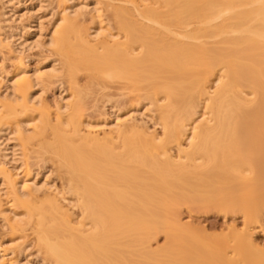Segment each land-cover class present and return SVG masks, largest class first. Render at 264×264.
<instances>
[{"label":"bare ground","instance_id":"obj_1","mask_svg":"<svg viewBox=\"0 0 264 264\" xmlns=\"http://www.w3.org/2000/svg\"><path fill=\"white\" fill-rule=\"evenodd\" d=\"M33 49L48 55L29 69L19 58ZM3 50L14 68L0 66V264L255 263L245 230L213 246L224 257L204 243L199 257L176 210L261 220L264 0H0ZM91 86L126 110L104 91L110 117L93 121ZM34 155L60 189L30 174Z\"/></svg>","mask_w":264,"mask_h":264},{"label":"rangeland","instance_id":"obj_2","mask_svg":"<svg viewBox=\"0 0 264 264\" xmlns=\"http://www.w3.org/2000/svg\"><path fill=\"white\" fill-rule=\"evenodd\" d=\"M46 3H48L49 4V2H46ZM53 3V2H52ZM50 4V5H52V6H50L49 5V8L51 9V10H53V11H51L50 12V9L49 8H47L46 10H44L43 12V14L46 16V17H48V20H47V22H44V24L46 25L45 27L47 28V29H49L50 27L48 26L49 24H48V21H49V19H52L53 18V20H55L56 18L54 17L55 15V13L53 14V12H56L57 13V6H56V4ZM48 4H45L47 7H48ZM45 6V7H46ZM48 10V11H47ZM47 14H48V16H47ZM49 14H51V15H49ZM3 52V53H2ZM6 53V54H5ZM44 53V54H43ZM8 50L7 51H5V50H3V51H1V53H0V63H1V65L0 66H2V68L6 71V72H12L13 71V66H14V63H12V62H10V60H8L9 59V56H10V54H8ZM25 55V54H24ZM28 55V56H27ZM45 55H48V53L47 52H45V51H43L42 53L41 52H39L38 50L36 51L35 49H33L32 50V52L30 51V52H28L26 55H25V57L22 55V57H20L19 58V61L20 62H24V64L26 65V66H28L29 67V69H32V68H34V67H38V66H40L39 64L40 63H42L41 61L44 59V57H46ZM8 59H7V58ZM27 57V58H26ZM23 59V60H22ZM22 60V61H21ZM78 74V75H77ZM76 74V80H77V78H78V80H77V82L80 84V86H82V87H84L85 85L84 84H86V78H84V76H83V72L81 73V72H79V73H77ZM80 74V75H79ZM80 77V78H79ZM63 84H64V87H63V89L65 90H67V86H65V84L66 83H63L62 82V86H63ZM84 85V86H83ZM56 86V84H54V87ZM61 86V87H62ZM87 86V85H86ZM110 87H112V89H113V86H111V85H109ZM108 86V87H109ZM66 87V88H65ZM92 88H91V90H92V93H93V91H94V93L90 96V97H87V99L85 100V102H86V104H85V113H86V115H88V116H90V118H93L92 120L93 121H95V120H98L99 119V117L101 118L105 113H106V116H108V115H110V105L109 104H105L104 103V101L103 100H100V97L102 98V96H101V94L100 93H104V91L102 92L101 90H99V88L98 87H96V86H94V87H96L97 89H98V91H97V89L95 88V90H93V86H91ZM51 88V89H50ZM56 88V87H55ZM112 89H108V91H105V93L106 92H108V95H110L111 93H112ZM48 90V91H47ZM55 89L53 88V85H50V86H48L46 89H45V91H44V95H42V96H44L43 97V99L46 101V103L48 104V105H50L51 107H53L54 106V104H53V95H52V92L54 93L55 91H54ZM107 90V89H106ZM109 90H111V92H109ZM114 90V89H113ZM96 92V93H95ZM114 92H115V90H114ZM113 92V93H114ZM105 93L103 94V95H105ZM116 93H114L113 95H115ZM64 95H66V91H65V94ZM93 95H95V97L93 96ZM113 95H110V96H113ZM96 96H97V98H96ZM114 97H116V96H113L112 98H113V100H114ZM90 98V99H89ZM94 98L96 99V101L94 100ZM103 99V98H102ZM124 99V100H123ZM98 100V101H97ZM113 100H112V102H113ZM117 100V101H116ZM116 100H114V105L116 104V107L118 108V109H121V112L120 113H123V111H125L126 110V106H128V100H126L125 98H122V99H118V98H116ZM101 101V102H100ZM102 101H103V103H102ZM125 101H126V103H125ZM98 102V103H97ZM116 102V103H115ZM118 102V103H117ZM89 103V104H88ZM94 103V104H93ZM88 104V105H87ZM103 104H105V105H103ZM112 104V103H111ZM124 104H125V106H124ZM87 105V106H86ZM90 105V106H89ZM93 105H94V107H93ZM122 105V106H121ZM96 106V107H95ZM98 106V107H97ZM109 106V107H108ZM123 106H124V108H125V110H124V108H123ZM92 107V108H91ZM86 109H88V110H86ZM123 109V110H122ZM99 110V111H98ZM97 111V112H96ZM108 112V113H107ZM101 113V114H100ZM97 114H99V115H97ZM102 115V116H101ZM105 116V115H104ZM108 117H110V116H108ZM138 119H140V117H137ZM112 119V118H111ZM109 120V119H108ZM159 131V130H158ZM33 155V154H32ZM35 156L36 155H34V157H33V159L31 158L30 160H29V168H30V174L32 175L33 173H35V172H40V173H42L43 175H47L48 177H47V180H48V182H49V184H50V182L52 183L51 185H55L57 188H59L60 189V181H58V178H57V176L55 175V173L53 174V169L50 167V165H51V163L50 164H48V162H45V164H44V161L43 162H41L40 163V160H38V158H37V161H39L38 163L36 162V161H33L34 159L36 160V158H35ZM37 157V156H36ZM36 164H35V163ZM47 163V164H46ZM38 164V165H37ZM44 168V169H43ZM41 170V171H40ZM33 172V173H32ZM49 178V179H48ZM39 180H40V177H39ZM0 201H1V203H2V205H4L3 203H7V202H9L10 200H9V197H1L0 198ZM192 207V208H191ZM194 208V209H193ZM198 208H201V207H198V206H185V205H182L179 209L177 208V210H176V218H177V221H178V223L182 226V230L184 231V233L185 234H189L190 235V233H192L191 235L192 236H190L189 237V239L192 237V239H191V241L190 242H192V247H193V250H194V248H196V244H197V248L199 247V249H200V247L201 246H199V244H205V245H203V246H205V247H207V248H205V249H209V250H207L206 252H211L212 253V251L213 252H218L217 250H212L213 249V246L215 247V249H220V251H223V250H221V248L222 247H219V248H217L218 246H221V245H223V247H224V244H226L227 245V242L229 243V244H231L232 243V241H231V243H230V237L233 235L232 233H234V232H238V233H240V232H242V231H247L248 232V234H249V236H250V238H251V240H253V243L258 247V249L256 250V252L254 253V251L253 252H251V256H250V258L252 259L251 260V262L253 263V261L255 262V263H253V264H264V261L262 260V258H264V209H263V211H262V213H261V215H262V217L260 218L261 220H259V222H257V223H252V224H246V223H244V221L242 220V218H241V216L238 214V215H234V214H231L230 212L229 213H227V212H223V211H218V210H213V209H210V210H208V209H198ZM198 209V210H197ZM1 222H2V220H1V218H0V243L1 242H5L8 238H10V235H9V231H8V228H6V226H4V228H3V225L2 224H4L3 222H2V224H1ZM186 231H188L189 233H187ZM187 235H185V237L187 236ZM194 236V237H193ZM197 238V240H196V238ZM196 240V241H193L194 239ZM187 239V238H186ZM185 239V240H186ZM188 239V240H189ZM232 239H233V237H232ZM197 242V243H196ZM166 242H165V240H164V237L162 236V234L161 235H157V238H156V241H154L153 243H152V247H154V248H157V246H161V245H163V244H165ZM186 243H187V241H186ZM188 245V244H187ZM206 245H209V247L210 246H212V247H208V246H206ZM218 245V246H217ZM186 246V245H185ZM191 246V244H189V246H187V247H190ZM233 246V245H232ZM33 248H34V246H32ZM162 247V246H161ZM28 248H30V249H28L27 250V252L30 254V259H32L33 261H35V262H38V261H40L41 259H40V256L38 255V254H36V252H34L35 251V249H33V248H31V246L30 247H28ZM196 248V249H197ZM190 248H188V250H189ZM198 249V250H199ZM226 249V248H225ZM187 250V252L189 253H191V251L189 250L188 251ZM198 250L196 251V253L198 254ZM201 250V249H200ZM212 250V251H211ZM227 250V249H226ZM202 251V250H201ZM204 252L205 251H202V252H200L199 251V257H200V255H202V257L204 258V256L207 254H205L204 255ZM230 252V251H229ZM229 252H226V253H229ZM189 253V254H190ZM192 253H194V256H195V252L193 251ZM201 253H203V254H201ZM220 252H218L217 254H219ZM253 253V254H252ZM217 254H216V256H217ZM191 255H193V254H191ZM204 255V256H203ZM219 255H223V257L225 256V253L223 252V253H220ZM227 255V254H226ZM193 256V257H194ZM198 256V255H197ZM197 256H196V258H197ZM207 256V255H206ZM254 256H255V259H253L254 258ZM262 256V257H261ZM14 256H10L9 255V258L8 259H12ZM201 257V258H202ZM217 257H219V256H217ZM220 257H222V256H220ZM35 258V259H34ZM195 257H194V259H196ZM200 258V259H201ZM212 258H215V256L214 257H212ZM198 259V258H197ZM196 259V260H197ZM219 259V258H218ZM199 260V259H198ZM258 260V261H257ZM262 263H261V262ZM260 262V263H259ZM40 264V263H39Z\"/></svg>","mask_w":264,"mask_h":264}]
</instances>
